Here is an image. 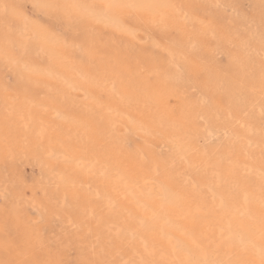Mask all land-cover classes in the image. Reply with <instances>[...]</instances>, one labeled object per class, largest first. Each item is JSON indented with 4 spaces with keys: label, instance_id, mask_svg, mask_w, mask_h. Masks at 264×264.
<instances>
[{
    "label": "rangeland",
    "instance_id": "1",
    "mask_svg": "<svg viewBox=\"0 0 264 264\" xmlns=\"http://www.w3.org/2000/svg\"><path fill=\"white\" fill-rule=\"evenodd\" d=\"M62 1L0 0V260L214 264L222 244L217 264H264L239 232L254 222L264 239V0L126 3L122 27ZM32 26L44 35L25 54L2 37L31 42Z\"/></svg>",
    "mask_w": 264,
    "mask_h": 264
},
{
    "label": "bare ground",
    "instance_id": "2",
    "mask_svg": "<svg viewBox=\"0 0 264 264\" xmlns=\"http://www.w3.org/2000/svg\"><path fill=\"white\" fill-rule=\"evenodd\" d=\"M55 1H57V2H61L62 0H55ZM110 0H104V2H103V4H100V3H93V4H91V5H89L90 3H88L87 2V0H74V2H76V4L78 3V4H80L81 6H80V8L82 7L84 10H85V8H87V10L92 14V16L94 17V19H96V20H99V21H102V22H104V23H106V25L107 24H109V25H113V26H120V27H122L123 26V19H122V17H121V13H122V7H123V5L125 4L126 5V3H129L130 5H136L135 7H137V8H141V9H156V10H162V9H165L170 3V1L169 0H114V2H110V3H108ZM62 2H64V0L62 1ZM14 4V3H13ZM128 5V4H127ZM14 6V5H13ZM78 6V5H77ZM79 7V6H78ZM8 10L10 9H13L12 8V4H8ZM75 14H81L80 12H81V9L78 11L76 8H75ZM83 10V11H84ZM85 12V11H84ZM76 15V16H77ZM83 15H85L84 13H83ZM89 15V14H88ZM80 17H81V15H80ZM85 17V16H84ZM83 17V18H84ZM115 26V27H116ZM31 30L34 32L33 33V37L32 38H30L31 39V42H29V41H27V40H19V39H17V38H15V37H13L12 35H6V34H8V33H6V34H3L2 35V37L5 39H9V40H13V41H16L17 43H20V45L23 47V53L25 54L26 53V51H30V50H32L33 48H35V45L34 44H36V42L34 41H32L33 39H40L41 40V37L44 35V34H42V31L41 30H39V28L38 27H36V26H32V28H31ZM2 34V33H1ZM1 36V35H0ZM29 39V40H30ZM0 47H2V48H0V49H3V47H4V49H6L7 50V52L9 51V47H8V45H7V47H6V45H1L0 44ZM6 50H3L4 52H6ZM126 50V49H125ZM2 51V50H1ZM3 52V53H4ZM6 52V53H7ZM124 52V51H123ZM2 53V54H3ZM1 57V56H0ZM21 57H22V55H21ZM28 57V56H27ZM122 58V57H121ZM124 58V57H123ZM27 59V58H26ZM25 58L23 59V57H22V63H23V61L24 60H26ZM30 59V58H29ZM18 60V59H17ZM124 60V59H123ZM125 61V60H124ZM25 62V61H24ZM132 62V61H131ZM141 62V61H140ZM27 63H30L29 61L28 62H26V64H25V67H27L26 65H27ZM134 63V62H133ZM132 64V63H131ZM178 64V63H177ZM29 65V64H28ZM123 65V64H122ZM125 65V64H124ZM133 65V64H132ZM32 66V65H31ZM127 66V65H126ZM129 66H131V65H129ZM188 66V65H187ZM132 67V66H131ZM17 68V67H16ZM31 68V67H30ZM30 68H28V69H30ZM23 69H24V65H23ZM25 69H27V68H25ZM130 69V68H129ZM132 69V68H131ZM34 70V69H33ZM125 70V69H124ZM123 68H122V73H123ZM17 71V73L18 72H22L21 71V68H20V70L18 69V70H16ZM236 71H238V70H233V71H229V74L231 73V76H229V79H232L234 82H236V78L240 75V74H236ZM19 73V75H21ZM18 75V76H19ZM29 75V74H28ZM28 75H26V77H28ZM125 75V74H124ZM24 76V75H23ZM30 76V75H29ZM25 77V76H24ZM125 77V76H124ZM241 78V77H240ZM17 79L19 80V78L17 77ZM69 79V78H68ZM71 80V79H70ZM69 80V81H70ZM238 80V79H237ZM243 80V79H242ZM74 81V80H73ZM72 80H71V82H70V84L73 82ZM78 82V81H77ZM76 82V83H77ZM126 83V82H125ZM72 84H74V83H72ZM123 85V84H122ZM159 85L160 86H162V87H164V89L165 88H168L166 85H164V84H162L161 82H159ZM125 86V85H124ZM124 86H123V88H124ZM125 89V88H124ZM152 90H155L156 89V85L154 86V88L152 87L151 88ZM88 90H90V88L88 89ZM125 90H127V89H125ZM124 90V91H125ZM128 91V90H127ZM156 91V90H155ZM5 119V118H4ZM3 119V120H4ZM9 120H10V118H9ZM4 122V121H3ZM4 124V123H3ZM183 125V124H182ZM214 130V129H213ZM212 130V131H213ZM219 130V129H218ZM217 131V130H216ZM8 132V131H7ZM22 133V132H21ZM209 133V132H208ZM23 134H25L27 137H28V140L30 139V138H32V136H31V134L30 135H28V133L26 132V133H23ZM4 135H6V134H4ZM8 136V135H7ZM25 136V137H26ZM30 137V138H29ZM219 137V136H218ZM1 139V138H0ZM27 139V138H26ZM61 139V138H60ZM31 140V139H30ZM3 141V140H2ZM183 141H184V139H183ZM183 141H182V143H183ZM179 142V146H178V148L181 150L183 147H184V144H182L181 143V141H178ZM181 143V144H180ZM110 144V143H109ZM112 144V143H111ZM27 147V146H26ZM25 147V148H26ZM117 147V146H116ZM188 147H190V146H188ZM31 149H32V147H31ZM58 149V148H57ZM109 149V148H108ZM178 149V150H179ZM30 150V149H29ZM35 149H33V150H31V151H33V153L35 154V151H34ZM179 150V151H180ZM184 150V149H183ZM185 150H186V148H185ZM185 150H184V152H185ZM182 151V150H181ZM180 151V152H181ZM119 152V151H118ZM124 152V151H123ZM32 153V152H31ZM31 153H30V155H31ZM32 153V154H33ZM124 153H126V152H124ZM123 153V154H124ZM33 154V155H34ZM57 154H58V152H57ZM116 154V153H115ZM128 154V153H127ZM181 154V153H180ZM100 155V154H99ZM130 155H132V154H130ZM128 156V155H127ZM134 156V155H133ZM101 157L103 158L104 156L103 155H101ZM115 158V157H114ZM130 157L128 156V159H129ZM101 159V158H100ZM117 159V158H116ZM115 159V160H116ZM136 159V158H135ZM104 160V159H103ZM134 160V159H133ZM113 161V160H112ZM126 161V160H125ZM131 161V160H130ZM138 161H139V159H138ZM138 161H136V162H138ZM133 162V161H132ZM111 163V162H110ZM128 163V162H127ZM141 163V162H140ZM139 163V164H140ZM112 164V163H111ZM130 164V163H129ZM128 164V165H129ZM132 165V164H131ZM130 165V166H131ZM134 165H137V164H134ZM143 166V165H142ZM133 167V166H132ZM135 167V166H134ZM144 167V166H143ZM147 167V166H146ZM66 169V168H65ZM139 169V168H138ZM140 170V169H139ZM142 170V169H141ZM140 170V171H141ZM149 170H150V168H149ZM104 171V170H103ZM144 171V170H143ZM223 171V170H222ZM132 172V171H131ZM146 172V171H145ZM135 173H138V175H140L139 174V172H137V168H136V172ZM134 173V174H135ZM141 173H142V171H141ZM147 173V172H146ZM149 174V173H148ZM232 174V173H231ZM230 174V175H231ZM136 175V174H135ZM137 175V176H138ZM143 175V174H142ZM233 176V175H232ZM85 178H87L86 176H84ZM235 177V176H234ZM232 178V177H231ZM236 178V177H235ZM97 179V178H96ZM103 179V178H102ZM107 180V179H106ZM85 181H87L86 179H85ZM103 181V180H102ZM93 183V182H92ZM111 183V182H110ZM173 183V182H172ZM170 181L168 182V187L166 188L167 190H168V188L170 187L171 188V190H164V189H162V191L160 192V193H162L161 194V196L163 195V197H164V201H166V202H168V203H171L170 201H174L175 202V204L177 203V200L176 199H178V198H176L177 196H178V194H176V192L177 191H175L174 190V188H173V185L174 184H172ZM217 186V185H216ZM165 187V186H164ZM159 191V190H158ZM174 191H175V193H174ZM74 194V193H73ZM73 194H72V196H73ZM77 195V194H76ZM221 195V194H220ZM88 196V195H87ZM224 197L225 196H227V197H229L230 195L228 194V193H225L224 195H223ZM227 197H225V199L227 198ZM237 198V197H236ZM89 199V198H88ZM96 199V198H95ZM197 199V198H196ZM224 199V200H225ZM229 199H232L231 198V196L229 197V198H227V200H226V202H229L230 200ZM234 199V198H233ZM91 200H92V197H91ZM131 200V199H130ZM243 200H245L244 198H243ZM246 200H247V198H246ZM148 201V200H147ZM202 201V200H201ZM200 201V202H201ZM179 202V201H178ZM204 202V201H203ZM127 203H129V200L127 201ZM131 203V202H130ZM186 204H187V202H185ZM244 203H245V201H244ZM124 204H126V202L124 203ZM173 204V203H172ZM179 204H180V202H179ZM201 204V203H200ZM220 204V203H219ZM223 203H221L220 204V206H218L219 208H222V205ZM93 205V204H92ZM99 205V204H98ZM166 205V204H165ZM164 204H161L160 203V208L161 207H165V209L166 210H169V212L171 211V212H175V209L174 208H172V207H166V206H168V205H166L165 206ZM209 205V204H208ZM225 205V204H224ZM248 205V204H247ZM2 206V205H1ZM174 206V205H173ZM177 206V205H176ZM179 206V205H178ZM181 206V205H180ZM186 206V205H185ZM201 206V205H200ZM235 206L236 205H233L232 206V204H231V209L228 207V209H229V212L230 211H233V209L235 208ZM89 207V206H88ZM126 207V206H125ZM198 207V206H197ZM245 207V206H244ZM92 208V207H91ZM127 208V207H126ZM131 208V207H130ZM224 208V207H223ZM248 208V207H247ZM93 209V208H92ZM177 209V208H176ZM226 209V208H225ZM99 210V209H98ZM133 210V209H132ZM186 210V209H185ZM242 210H243V208H242ZM245 210V209H244ZM13 211V210H12ZM12 211H11V213H12ZM18 211V210H17ZM133 212V211H132ZM179 212V211H178ZM16 213V212H15ZM158 213H160V212H158ZM245 213V212H244ZM248 213V212H247ZM19 214V213H18ZM162 214H164V213H162ZM231 214V213H230ZM233 214V213H232ZM20 215V214H19ZM77 215V214H76ZM112 215V214H111ZM177 215V214H176ZM235 215V214H234ZM234 215H232L231 216V218L225 223V224H234L235 226H238V225H242V223H240V220H239V218L237 219L236 218V215L234 216ZM178 216H179V214H178ZM79 217V216H78ZM81 217V216H80ZM87 217V216H86ZM108 217H109V215H108ZM118 217V216H117ZM15 218V217H14ZM83 218V217H82ZM82 218L80 219V220H82ZM183 218H185V217H183ZM241 219V218H240ZM111 220H112V218H111ZM193 220V219H192ZM242 220V219H241ZM251 221V220H250ZM13 222H14V225H15V227L16 226H22L21 224V221H20V218H17V219H14L13 220ZM97 222V221H96ZM12 223V222H11ZM26 223V222H25ZM99 223V222H98ZM251 223V222H250ZM253 224H250L249 225V227H244V226H242L241 227V229H239V232H240V235L242 234V236L243 237H245L246 238V240H249V241H253V242H255V244H256V247L257 248H259V247H261V248H263L264 249V239H262V240H260L258 237L256 238V236L257 235H255L254 233V231L252 230L253 228H256V226H257V224L256 223H254V222H252ZM183 224H185V226L187 227V228H189V230H191V232H194V233H198V231H199V226L197 225V224H195V223H193L191 220H187L186 219V222L185 223H183ZM200 224V223H199ZM28 225H30V224H28ZM128 225H129V223H128ZM154 225H156V224H154ZM161 225V224H160ZM247 225V224H246ZM26 226V225H25ZM148 226V225H147ZM155 227V226H154ZM30 228V227H29ZM145 228V227H144ZM156 228V227H155ZM201 229L203 228V226H201L200 227ZM232 228V227H231ZM0 229H1V227H0ZM15 230H16V228H15ZM26 230V229H25ZM124 230V229H123ZM252 230V231H251ZM18 231H19V229H18ZM22 231V230H21ZM20 231V232H21ZM204 231H206V230H204ZM200 232V231H199ZM228 232H230L231 234H233V233H236V231L234 232L233 231V229H231V230H229ZM238 232V231H237ZM238 232V233H239ZM29 233V232H28ZM177 234H178V232H176ZM253 233V234H252ZM1 234V233H0ZM24 234H25V232H24ZM201 234V233H200ZM199 234V235H200ZM26 235H27V233H26ZM31 235V234H30ZM148 235H149V233H148ZM154 235V234H153ZM183 235V234H182ZM181 235V236H182ZM223 235V234H222ZM9 236V235H8ZM25 236V235H24ZM29 236V235H28ZM195 236V235H194ZM6 237V236H5ZM186 237V236H185ZM207 237V236H206ZM242 237V238H243ZM4 237H2V239H3ZM7 238V237H6ZM25 238V237H24ZM191 238V237H190ZM190 238H188L187 237V239L185 238V239H178L179 240V243L180 242H183L182 244H184L185 243V245L183 246V248H185V246H186V244L190 247L192 244H191V242H192V240L190 239ZM233 238V237H232ZM231 238V239H232ZM235 238V237H234ZM236 238H238L237 236H236ZM2 239H1V242H2ZM9 239H10V237H9ZM9 239H7V240H9ZM30 239V238H29ZM123 239V238H122ZM121 239V240H122ZM240 239V238H239ZM6 240V241H7ZM34 240V239H33ZM117 240V239H116ZM151 240H156V235L155 236H152L151 235ZM170 240V239H169ZM238 240V239H237ZM241 240V239H240ZM245 240V239H244ZM245 240V241H246ZM35 241V240H34ZM34 241H32V242H34ZM123 241V240H122ZM120 242V241H119ZM175 242H177L176 240H175ZM222 242V241H221ZM242 242H244V241H242ZM35 243V242H34ZM123 243V242H122ZM2 244H4V243H2ZM5 244L7 245V246H11V244L10 245H8L7 244V242H5ZM29 244V243H28ZM177 244H178V242H177ZM177 244H176V246H177ZM124 245V244H123ZM219 245V244H218ZM222 245V244H221ZM221 245H219L217 248H218V250H219V252H220V250H222L223 251V254L224 255H222V253H221V256L218 258L219 260H216L215 261V263L214 264H217V263H220L221 262V260H223L224 259V257L223 256H225L226 255V248L227 247H224V246H221ZM19 246V245H18ZM27 246V245H26ZM25 246V247H26ZM39 246V245H38ZM14 247V246H13ZM22 247H23V245H22ZM22 247H20V249L22 248ZM34 247H35V245H34ZM129 247V246H128ZM195 247V246H194ZM193 247V248H194ZM15 248V247H14ZM32 248V247H31ZM36 248H38L37 246L35 247V249ZM130 248V247H129ZM169 248L172 250V252H174V253H176V251H174V248L175 247H171V246H169ZM0 249H1V247H0ZM12 249V248H11ZM19 249V248H18ZM23 249V248H22ZM21 249V250H22ZM185 249H188L187 248V246H186V248ZM202 249V248H201ZM207 249V248H206ZM260 249V248H259ZM6 250V249H5ZM32 250H33V248H32ZM46 250V249H45ZM192 250V249H191ZM227 250H228V248H227ZM13 251V250H12ZM189 251H190V249H189ZM211 251V250H210ZM3 253H5L4 251H2ZM7 252V251H6ZM17 252V251H16ZM16 252H14V253H16ZM24 252V251H23ZM23 252H21V253H23ZM31 252V251H30ZM40 251H38V253H39ZM212 252V251H211ZM26 253V252H25ZM40 253H42V252H40ZM44 253V252H43ZM131 253V252H130ZM6 254V253H5ZM20 254V253H19ZM45 254V253H44ZM43 254V255H44ZM220 254V253H219ZM7 255V254H6ZM12 255V254H11ZM16 255H18L17 253L15 254V256ZM28 255H30V253L28 254ZM46 255H47V253H46ZM198 255V254H197ZM201 255V257H203V258H200L199 260H204V261H206L207 260V258L208 257H205V253L203 252V254H200ZM200 255H198V257L200 256ZM20 256V255H19ZM32 256H34V255H32ZM164 256V255H163ZM14 257V256H13ZM23 257H25V255L23 256ZM45 257V256H44ZM49 257H50V255H49ZM53 257V256H52ZM188 257V256H187ZM197 257V256H196ZM197 257V258H198ZM227 257V256H226ZM254 257V256H253ZM4 258V260H5V257H3ZM3 258L1 259L2 261H4L3 260ZM8 258V257H7ZM16 258H19V257H17L16 256ZM29 258V257H28ZM33 258V257H32ZM179 258H180V263H182V262H184L185 260H184V257L182 256H179ZM195 258V257H194ZM13 259V258H12ZM40 259H42V258H40ZM44 259H46V257L44 258ZM52 258L50 257V259H48L49 261L51 260ZM217 259V258H216ZM251 259H252V257H251ZM1 260H0V264H5L6 263V260H5V262H3V263H1ZM22 260V259H21ZM27 260V259H26ZM53 260L55 261V259L53 258ZM252 260H254V259H252ZM258 260V259H257ZM57 261H59L58 259H57ZM186 261H189V260H186ZM211 261V260H210ZM214 261V260H213ZM212 261V262H213ZM259 261V260H258ZM27 262V261H26ZM31 262H32V260H31ZM43 262H45V261H43ZM8 263V262H7ZM19 263V262H18ZM56 263V262H55ZM60 263V262H59ZM186 263H188V262H186ZM257 263V262H256ZM11 264V263H10ZM32 264H34V263H32ZM84 264H85V262H84ZM183 264V263H182ZM223 264H228L227 263V261L225 262V263H223Z\"/></svg>",
    "mask_w": 264,
    "mask_h": 264
}]
</instances>
